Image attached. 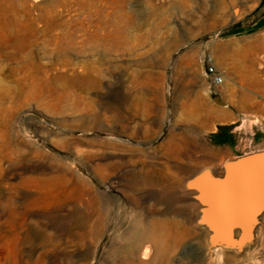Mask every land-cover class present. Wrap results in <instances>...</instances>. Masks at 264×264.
Here are the masks:
<instances>
[{"label":"rangeland","instance_id":"rangeland-1","mask_svg":"<svg viewBox=\"0 0 264 264\" xmlns=\"http://www.w3.org/2000/svg\"><path fill=\"white\" fill-rule=\"evenodd\" d=\"M262 149L264 0H0V264H264L186 187Z\"/></svg>","mask_w":264,"mask_h":264},{"label":"water","instance_id":"water-1","mask_svg":"<svg viewBox=\"0 0 264 264\" xmlns=\"http://www.w3.org/2000/svg\"><path fill=\"white\" fill-rule=\"evenodd\" d=\"M213 101L227 107L220 98ZM186 187L200 205L198 222L209 231L210 245L239 249L264 212V149L227 160L220 175L203 170Z\"/></svg>","mask_w":264,"mask_h":264},{"label":"built area","instance_id":"built-area-1","mask_svg":"<svg viewBox=\"0 0 264 264\" xmlns=\"http://www.w3.org/2000/svg\"><path fill=\"white\" fill-rule=\"evenodd\" d=\"M204 70L210 85L216 86L222 82L221 74L210 60L206 62Z\"/></svg>","mask_w":264,"mask_h":264},{"label":"bare ground","instance_id":"bare-ground-1","mask_svg":"<svg viewBox=\"0 0 264 264\" xmlns=\"http://www.w3.org/2000/svg\"><path fill=\"white\" fill-rule=\"evenodd\" d=\"M149 172H150V171H149ZM151 175H152V174H151ZM139 176H140V175H139ZM141 178H142V177H141ZM151 183H152V182H151ZM158 183H159V182H158ZM151 233H153V232H151ZM158 237H159V236H158ZM150 239H152V240H150ZM149 241L153 242L154 244L158 242V240H157L156 238H154L153 236H152V237L149 236ZM148 249H149L148 246H145L144 250L141 252V255H142L143 258H147V257H148L149 252H150ZM159 251H160V252L163 251L161 247H160V250H159Z\"/></svg>","mask_w":264,"mask_h":264},{"label":"trees","instance_id":"trees-1","mask_svg":"<svg viewBox=\"0 0 264 264\" xmlns=\"http://www.w3.org/2000/svg\"><path fill=\"white\" fill-rule=\"evenodd\" d=\"M225 138H226V136L220 138V141H215L214 143L223 144V141L225 140Z\"/></svg>","mask_w":264,"mask_h":264},{"label":"crops","instance_id":"crops-1","mask_svg":"<svg viewBox=\"0 0 264 264\" xmlns=\"http://www.w3.org/2000/svg\"><path fill=\"white\" fill-rule=\"evenodd\" d=\"M213 145V144H212ZM225 154V153H224ZM235 156H238V155H235Z\"/></svg>","mask_w":264,"mask_h":264}]
</instances>
